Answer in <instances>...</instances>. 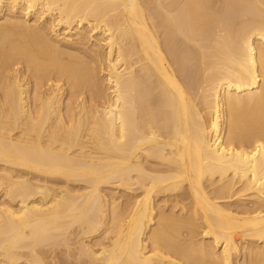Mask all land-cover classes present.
Segmentation results:
<instances>
[{
    "label": "bare ground",
    "instance_id": "obj_1",
    "mask_svg": "<svg viewBox=\"0 0 264 264\" xmlns=\"http://www.w3.org/2000/svg\"><path fill=\"white\" fill-rule=\"evenodd\" d=\"M0 264H264V0H0Z\"/></svg>",
    "mask_w": 264,
    "mask_h": 264
}]
</instances>
